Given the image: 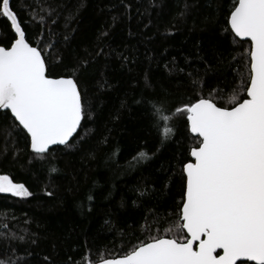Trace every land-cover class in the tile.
<instances>
[{
	"label": "trees",
	"instance_id": "1",
	"mask_svg": "<svg viewBox=\"0 0 264 264\" xmlns=\"http://www.w3.org/2000/svg\"><path fill=\"white\" fill-rule=\"evenodd\" d=\"M234 2L11 0L47 73L76 80L87 115L70 146L37 158L26 133L8 135L14 120L0 113V174L31 192L0 193L2 264H97L168 234L196 142L174 120L178 130L162 143L147 102L175 108L202 89L228 104L249 47L225 32ZM13 38L0 18V46ZM140 151L151 158L135 162Z\"/></svg>",
	"mask_w": 264,
	"mask_h": 264
},
{
	"label": "snow or ice",
	"instance_id": "2",
	"mask_svg": "<svg viewBox=\"0 0 264 264\" xmlns=\"http://www.w3.org/2000/svg\"><path fill=\"white\" fill-rule=\"evenodd\" d=\"M0 18L14 33L10 46H0V110L14 118L8 135L26 133L32 153L43 158L52 146H70L87 115L85 102L74 78L47 73L44 51L30 42L11 0H0ZM226 25L225 32L249 42L246 74L227 105L202 89L175 108L147 102L162 143L178 130L174 120L186 123L196 142L182 164L175 224L99 264H264V0H235ZM150 158L140 151L133 160ZM0 193L31 195L7 174H0Z\"/></svg>",
	"mask_w": 264,
	"mask_h": 264
},
{
	"label": "water",
	"instance_id": "3",
	"mask_svg": "<svg viewBox=\"0 0 264 264\" xmlns=\"http://www.w3.org/2000/svg\"><path fill=\"white\" fill-rule=\"evenodd\" d=\"M237 38V37H236ZM238 40H240V41H245V40H241L240 38H237ZM6 110H0V113H2V112H5ZM10 115H11V113L10 112H8ZM13 120H14V118H12ZM79 129V128H78ZM78 131V130H77ZM76 134V133H75ZM74 134V135H75ZM191 135V134H190ZM30 142V141H29ZM56 146H62V145H56ZM52 147H55V146H52ZM248 263H250V264H255V262H248ZM97 264H99V263H97Z\"/></svg>",
	"mask_w": 264,
	"mask_h": 264
},
{
	"label": "rangeland",
	"instance_id": "4",
	"mask_svg": "<svg viewBox=\"0 0 264 264\" xmlns=\"http://www.w3.org/2000/svg\"><path fill=\"white\" fill-rule=\"evenodd\" d=\"M2 194H7V193H2ZM8 195H11V194H8Z\"/></svg>",
	"mask_w": 264,
	"mask_h": 264
},
{
	"label": "flooded vegetation",
	"instance_id": "5",
	"mask_svg": "<svg viewBox=\"0 0 264 264\" xmlns=\"http://www.w3.org/2000/svg\"><path fill=\"white\" fill-rule=\"evenodd\" d=\"M247 263V262H246Z\"/></svg>",
	"mask_w": 264,
	"mask_h": 264
}]
</instances>
